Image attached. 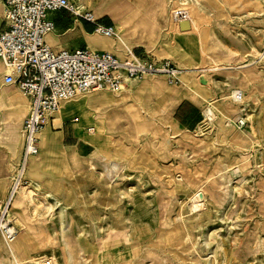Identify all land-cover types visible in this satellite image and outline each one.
<instances>
[{
    "label": "rangeland",
    "instance_id": "374dc122",
    "mask_svg": "<svg viewBox=\"0 0 264 264\" xmlns=\"http://www.w3.org/2000/svg\"><path fill=\"white\" fill-rule=\"evenodd\" d=\"M146 1L143 10L131 0H110L105 8L113 17L112 7L126 5L120 14L134 16L120 34L149 40L147 52L184 74L177 85L149 76L122 94L92 92L67 102L103 95L124 100L127 111L106 113L102 151L94 146L79 170L59 139L53 152L40 142L26 172L39 197L15 198L19 235L12 243L0 237V264H33L29 257L41 252L64 264L66 250L89 264L93 234H114L122 221L135 247L104 250L98 264H264V0ZM81 2L92 12L103 1ZM91 35L93 49L109 44L122 59L134 50L127 38ZM85 117L88 132L94 122ZM200 190L205 208L193 211Z\"/></svg>",
    "mask_w": 264,
    "mask_h": 264
},
{
    "label": "built area",
    "instance_id": "2783aa9c",
    "mask_svg": "<svg viewBox=\"0 0 264 264\" xmlns=\"http://www.w3.org/2000/svg\"><path fill=\"white\" fill-rule=\"evenodd\" d=\"M0 5L4 24L0 28V59L9 69L4 82L16 85L30 100L20 156L13 162L9 189L0 197V236L12 242L19 234L11 217L12 202L18 188L26 182L29 161L39 155L40 134L65 103L92 92L120 94L131 81H142L148 74L164 75L171 85L180 80L178 69L170 61L141 57L133 50L123 59L88 47L54 50L46 36L55 30L50 15L60 11L92 24L97 36L119 38L115 26L101 24L79 0H0ZM33 264L60 263L46 257Z\"/></svg>",
    "mask_w": 264,
    "mask_h": 264
},
{
    "label": "crops",
    "instance_id": "0c3cea01",
    "mask_svg": "<svg viewBox=\"0 0 264 264\" xmlns=\"http://www.w3.org/2000/svg\"><path fill=\"white\" fill-rule=\"evenodd\" d=\"M102 1L103 2H101L102 5L100 6L99 11L96 10L97 6L96 8L95 6L92 8L93 9L92 13L94 17L99 22H100L99 20L100 18L104 16L109 17L113 23L111 22V23H101V24L113 25L119 30L115 19L110 14L107 13L109 9L106 10L105 8V5H108L110 3L109 2L110 0H102ZM131 1L134 7H136V9L138 10L140 9L143 10L148 7V4H146L147 3L146 0H134V2L133 0ZM79 2L81 5H83L81 0H79ZM84 7L87 8L86 6ZM2 14H3V8L0 5V28H4V24L2 23ZM117 15H121L120 12H118ZM132 16L129 15L127 18H124L121 15L118 18V21L121 23L126 20L129 21L127 23H130L131 18H133ZM50 18L55 23V30L54 32L46 36V42L54 50H75L84 47L91 48L90 47L91 42L89 43L88 38L92 36L91 34H94L92 24L84 20L79 21L78 19H76V21H74L73 23V19L69 18L68 12L66 11L52 13L50 15ZM120 32H119V37L123 41L124 39L127 38L129 44L131 43L130 45H132L134 48L133 51L134 52L136 51L135 53L138 56L141 57L153 56L157 58L156 56H154V54H152V52H147L148 49L151 47L149 40H140V37L134 38L133 36H129L128 33H124L123 35H121ZM159 37L160 34L158 38ZM118 48L122 49L120 44H118ZM110 49L111 50H107V52L112 51L113 48ZM93 50L106 51L102 47L95 48ZM113 54L120 57V54L118 53H113ZM159 60H167V59H159ZM8 73H9V69L6 67L5 62L2 59H0V197H4L9 189L13 162H16L19 159L23 145V134H22L23 123L24 120L27 118L30 109V100L17 88V86L13 84H6L4 82V78L7 76ZM101 99H108V98L104 96L102 97L101 95H97L96 97H90L85 101H77L72 104L65 103L63 105L64 111H63V122L61 129L55 130V128L52 127L53 131H51L48 128L49 126H54L53 123L55 122V117H56L55 116L53 122L49 124L40 134V142L44 147H46V149L49 152H53L55 148H51V147L48 148L47 142L45 141V139L41 137V135L45 133L47 139L50 142H54L56 139H59L60 142L59 144L62 150L65 149L67 159L69 160L71 166L73 168H78L77 170L82 168L81 166H83L86 160L94 156V151H95L94 144L90 141V136L88 132L85 130L88 124L87 118L84 117L85 111L81 108L78 109L77 107L79 104H82L84 102L88 103L90 107H93L94 104L98 103V101H101ZM76 118L78 119V121L74 122V119ZM81 132H83V134ZM61 136H62V144H61ZM40 152H41V148H40ZM39 155L37 157H39ZM28 166H30V163Z\"/></svg>",
    "mask_w": 264,
    "mask_h": 264
},
{
    "label": "bare ground",
    "instance_id": "6f19581e",
    "mask_svg": "<svg viewBox=\"0 0 264 264\" xmlns=\"http://www.w3.org/2000/svg\"><path fill=\"white\" fill-rule=\"evenodd\" d=\"M181 5H184V6L188 5L189 6V4H186V3L181 4ZM124 9H125V7L123 5L112 7V10H114V12H112L113 18L116 20L117 27L119 29L122 28L123 26H125V23H123V22H126V20L120 23L118 21V18L120 17V15H117V14H118V12L122 13ZM119 39L120 38H118L116 40H119ZM90 46L94 47V45H92V44ZM95 46L96 47H102L105 50H111L110 48H112L109 44H106V43H103L101 45L96 43ZM125 48L127 50H129L128 47H125ZM182 70H184V69H178V75L184 74L182 72ZM149 76L153 77V76H160V75L148 74L146 76V78H148ZM162 76H164V75H162ZM184 86L186 87L187 85H184ZM129 92H131V91H129ZM122 93H120V94H122ZM101 96L103 97V95H101ZM234 96H235V98L238 99V98H240V93L239 92H235ZM77 108L78 109L79 108L83 109L85 111V116L90 117L91 119H93L94 126L88 132H91L89 134L90 141L94 144V146H96V148L99 151H102L101 148H100L102 142L100 143V141L102 140L101 138L103 137V135L105 133L104 132V128L102 126V121L104 119H106V115H107L106 113L109 112L111 109L113 110L115 108H119V109H121L123 111H127L126 102H124V100H116V99H113V98L101 99V101H98V103H95L93 107H90L88 103L84 102L82 104H79ZM204 110H205V116L208 118V120L213 121V118L214 119L216 118L215 117L216 114L214 115V113H213L214 111H212V109L210 107H206V109H204ZM63 111H64V107H62L61 111L56 116L55 122L53 123L54 124L53 127L55 128V130H60L61 127H62ZM41 137L43 139H45V141L48 144V147H51V148L55 147L56 140L53 142V144H50L49 140L47 139V136L45 135V133L42 134ZM28 165H29V163H28ZM111 166H112L113 169L118 168V164L116 162H113ZM91 167L94 168V164L93 163H92ZM203 193L204 192L201 191V190L197 191L194 194L193 198H191L192 199V204H193V209H192L193 211H200L201 209L205 208ZM17 196H20L21 198H24V199H26L28 201H32L35 198L39 197V192L35 188H33V186L31 184L25 182L18 188L15 198ZM15 198H14V200H15ZM13 202H12V204H13ZM125 219L127 220V218H125ZM115 228L119 229V231L114 233V234L112 232H105V233L104 232H101V233L97 232V233L93 234L92 239H91V241L89 242V245H88L89 264H98V260H101V259H103L105 257L104 256V257L101 258V256H100V255H102L104 250H109L113 246H117L115 252L118 251V249L120 248L121 245L126 250L135 247L134 244L136 243V241L134 240V237H131V234H129L130 232L128 231V226L126 224H124V221H122L119 224H116ZM0 237L5 238L4 236H0ZM17 238H18V236L12 242L17 240ZM8 242H10V241H8ZM12 242H10V243H12ZM63 244L65 246L68 245L65 241L63 242ZM1 251H2V245L0 243V252ZM62 253H63L64 257H65V263L64 264H79L78 260L75 257V254H71V252H69L67 250L62 252ZM39 255L43 256V257H40V258H46L48 256L46 254V252H41V253H39ZM12 258H13V260L16 263L19 261V257L14 252L12 254ZM52 258L54 260H56L55 257H52ZM36 260H34V258L30 259V257H29L27 262H32L33 263Z\"/></svg>",
    "mask_w": 264,
    "mask_h": 264
}]
</instances>
